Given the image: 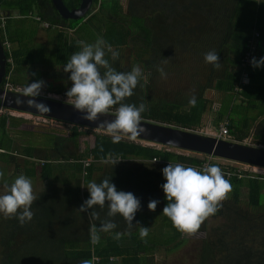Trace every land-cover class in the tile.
<instances>
[{
    "label": "trees",
    "instance_id": "obj_1",
    "mask_svg": "<svg viewBox=\"0 0 264 264\" xmlns=\"http://www.w3.org/2000/svg\"><path fill=\"white\" fill-rule=\"evenodd\" d=\"M135 1L139 4L143 3L141 8L144 11L137 8L135 11H139V13H135L133 11L132 0L128 1V11L125 13L121 9L119 0H93L97 6L96 13L94 12L83 21L79 20L69 22L68 24L65 22L58 24L56 22H52L53 24L48 22L50 26L66 25L64 27L72 30L75 37L65 49L57 48L55 54L48 57L50 58L51 65H45L44 67L52 72V75H50L52 80L56 79V77L52 76L57 73L53 70L55 68L57 70V67H64L71 55L81 50L79 41L92 44L95 43L98 37H102L107 44L112 46L114 51L119 53V57L116 60L111 58V53H107L105 57L118 72H123L121 69V52L129 42L137 45L136 60L145 69L153 71L156 70V67H153L155 63L152 62V59L150 60V58L145 57L146 55H151V53H153V59L155 61L160 58L161 62V60L168 58V55L177 56L178 45H181L183 52H186V54L189 53L192 56H196L199 53L204 56L206 52L215 50L218 52L223 68L221 71L215 70V73L213 72L214 67L209 64L212 69V72H210L211 77L203 85L197 87L196 91L185 95L174 96L175 101H168L165 98L152 96L149 87L145 85L142 78L138 86L134 89V94L126 98L123 102L135 104L136 106L144 103L147 106V110L142 113L143 120L192 131L199 128L203 115L213 112L216 118L214 125L217 127L219 123L226 122L228 133L234 137L233 140L242 142L248 137L252 144L264 147V82L255 81L251 72H249V67L252 65L247 68V84L242 86L239 93L232 92L233 83L239 75L237 70L239 61L246 50L247 44L251 41L254 32L258 34L256 39L258 51L259 49L260 51L264 49V1L198 0L199 4L193 3V1L197 2L195 0H188L187 4H182L184 1L181 0ZM30 3L34 5V2ZM36 3L41 8L46 4V0H36ZM149 14L153 16H148ZM38 19L40 21L45 18L41 17L40 19L38 17ZM4 32L5 26L3 31L0 30V42L3 41ZM62 36L61 31H58L57 37L59 40ZM10 38L9 41H13L14 43L17 40V47L12 51L8 50V55L3 50V55L5 59L9 57L14 65L15 71L18 74H22V69L24 68L20 69V63L27 59L25 54L28 52L23 49L26 40L20 42L21 36L19 35H14L12 39ZM167 47L171 50L172 54L163 50ZM198 51L199 53H197ZM262 57H264L263 53ZM147 59L148 61H146ZM37 64L40 65L41 62L36 61L35 64L30 65V68H25L26 70L28 69L27 71H29L30 78L33 82L41 80L40 75H33V73H38ZM169 64L170 62L161 67H164L166 70L171 66ZM7 71H10L9 64H6L5 74ZM103 71L101 69V72ZM2 85L3 81L0 87ZM45 86L46 90L55 94H59L62 88L61 83L56 84L55 89L51 88L50 83H46ZM206 89L223 94L225 96L223 99L225 100L227 97L228 102L225 103L222 100L217 110L212 111V101L204 97ZM191 95H195L197 99L195 107L188 105V100ZM237 95L238 98L236 97ZM237 99H239L237 105L240 108L253 113L254 117L251 121L255 122V124L252 128L248 126L249 121L246 118L240 124L229 119V113L234 108L232 103ZM118 106H114L111 111L114 112L115 107ZM222 108H224L223 112ZM9 119H12V117L0 116V153L8 154V159H13V153H15L22 159H35L39 161V176L43 180L48 179L55 169H60L61 167L69 168L71 169V173L73 171L71 177L74 178V182L71 186L56 187L55 190L49 192V195L51 194L50 196L45 194V196L43 195L37 199L36 204L33 206L35 211L33 215L34 224L27 222L21 226L15 217L5 218L1 222L3 227L0 229V256L2 259L0 264H25L23 259L25 261L28 260L26 250L29 246L33 248L29 252H32L33 255L36 254L34 259L38 261V264L44 262L54 264L61 256L64 258L69 257L74 264H81L84 260L92 261V257L98 259L95 262L92 261L93 264H109V257H119L120 264H140V260L142 261L144 257L152 255L158 247H166L171 242L172 236H169L168 233H158V236L154 239L148 238L141 240L139 237V225L128 229L126 221L119 214V216L111 217L115 220L114 222L117 225L116 229L104 235V238H101L100 242L96 245L90 242L89 231L84 236L68 238L59 235L56 238L55 231L69 227V222L63 225L64 222H61L58 216H56V211L58 214L64 213L68 216L71 210H67V206H70L69 199L74 204L73 211L75 209L77 211L79 210V207L83 203L80 197L78 198V181H80V177L81 183L88 184L91 181L93 171L100 170V167H95L96 164L104 161L106 157L109 159L119 158L121 160L119 163H123L129 159L136 160L140 163H150L154 159L159 166L164 168L168 163H180L185 167L200 165L206 156L203 155L205 158L198 160L191 156L169 151L165 147L156 149L151 146L135 143L123 137L119 143H113L109 134L90 129L88 130L93 137L92 145L85 147L82 152L74 155L71 153V148L75 144V138L80 135L76 129L82 128L74 125H71V133L68 136L45 134L44 139L47 146L43 150L34 148L33 146H19L10 149V141H8L7 150L6 147L4 148L3 139L5 138V127ZM256 119L259 120L257 123ZM56 122L60 125H70L66 122ZM40 151L42 155L37 156L36 153ZM211 159L216 158L211 157ZM87 160L90 163L84 168L82 162ZM211 165L217 166L213 162ZM152 175L148 178V170L146 172H135L131 169L124 171L109 170L95 182L100 183L103 179L110 178L118 191L131 192L137 197L140 193L147 192L146 186L152 183ZM228 180L231 182L232 191L223 200V203L226 202L227 206L226 204L223 207L219 206L218 211L208 218H215L222 215L224 217L226 216V225L228 223V226H226L227 229L231 231H244L245 229V240L244 242L241 241L243 243L242 245L238 242L236 246H231V241H224L221 232L215 240L205 241L203 243L198 264H264V222H261V225L250 226L247 222L250 220L240 219L235 215L231 207L233 203L237 204L238 202L240 188L245 187L246 205L250 208H258L261 200L264 198V192L262 191L264 188V177L254 174L251 178H230ZM163 182L166 183V180H163ZM58 192H60V197ZM61 196L66 201L56 203L59 199L64 200ZM82 196L84 201L88 199L90 197L89 191L87 190ZM160 200L163 210L167 204L164 192ZM225 207L226 211H224ZM96 210L101 213V216L107 217L105 207L101 209L99 206H96L90 211L96 212ZM138 215L139 211L135 215V220ZM232 217L235 218L234 222H232ZM164 218L167 221L165 225L169 226L170 219L165 215ZM104 220L106 219L104 218ZM139 221L140 225L145 227L144 220L140 219ZM54 222H59L61 227H59L60 225H54ZM239 222H241L240 225ZM31 226L34 231H30ZM116 232H130L131 234L124 235L121 239L116 240L114 239ZM179 233L180 231L176 229L175 234L178 235ZM247 235H250L251 242H248ZM254 240H256L257 244L260 241V249L254 248V250H248V252L247 250L246 252L243 249L241 250V248H244L242 246H244L245 242L253 243ZM36 247L37 249H35ZM234 249L236 252H233ZM41 252H51L55 260L48 259ZM55 252H58L59 257ZM218 254L219 257H217Z\"/></svg>",
    "mask_w": 264,
    "mask_h": 264
},
{
    "label": "rangeland",
    "instance_id": "obj_2",
    "mask_svg": "<svg viewBox=\"0 0 264 264\" xmlns=\"http://www.w3.org/2000/svg\"><path fill=\"white\" fill-rule=\"evenodd\" d=\"M84 1L88 0H82V3L84 4ZM129 0H119V4L121 6L122 11L125 13L128 11L127 4ZM184 1L182 4H187L188 0H181ZM197 2H194L195 4H199L198 0H195ZM264 1V0H262ZM133 3V11L135 13H139V11H135V9L139 8L140 10L144 11L141 8V5L143 3H138L135 0H132ZM96 5L92 3V9H95ZM97 10V9H96ZM147 12V11H146ZM96 13V11H95ZM153 16V15H148ZM166 23V22H165ZM164 23V24H165ZM197 33V31H196ZM70 37V35L68 36ZM71 40V39H70ZM130 43V42H129ZM127 44L121 52V69L123 72L131 71L134 66H139L144 77H146V80L143 78V81L147 87L150 89V94L154 97L158 96L161 98H165L168 101H175L176 96L185 95L192 93L193 91H196L197 87H200L203 85L206 80H208L210 76V72H212V69L210 68L209 64L205 63L204 56L199 53L196 56H192L189 53L186 54V52H183V49L181 45H178V55H168V58H170V64L168 69H164V71L167 73V78L162 79L159 71L157 70L159 67L164 66L166 63L164 60H154V55L151 53V55H146L145 57L152 59V62L155 63L153 67H156V70H147L144 67L141 66V63L138 62L135 58L136 55V49L137 45H133L132 43ZM167 46V45H166ZM166 52H171L170 49L165 48L163 49ZM183 52V53H182ZM51 52H47L45 49H40L38 51H35L33 53L29 54V58L31 63L35 64L36 61H40L41 64H37L38 66H42L41 68V80H43L46 83L51 84V88L55 89L56 84L61 83L62 88L61 92L59 94L50 93L48 90H46V86L42 89V92L40 94L41 97H48V98H54L59 101H66L67 97L65 95L66 91L71 88L72 82L67 78L70 76V73H66L63 71V68L59 67L57 70L54 71L57 72L56 75L52 77H56L57 80H52L50 75H52L51 71H47V69L43 66L47 65L50 66V61L48 57H51ZM110 54V53H109ZM48 55V57H47ZM153 56V57H152ZM144 57V58H145ZM198 58V59H196ZM221 66L219 69L213 68V72L215 70H222V62L219 58ZM148 61V59L146 60ZM167 62V63H169ZM22 74L18 73H12L11 77L9 74V83L13 88H16L20 92H23V88L29 83H32L33 81L31 79H28L27 75L24 73V69H22ZM39 68L38 73L35 75L39 76ZM157 73V74H156ZM216 73V72H215ZM63 77V79H62ZM66 77V79H64ZM11 78V81H10ZM61 81V82H60ZM175 96V97H174ZM207 97L210 100H217L218 104L223 100L225 103L228 102V98L226 97L225 100L223 99L225 96L221 93H217L211 89H206L204 92V97ZM238 98V95L236 96ZM239 102V99L236 101H233L232 106L234 108L229 113V119L233 120L234 122L241 123L245 118L248 119L249 123L248 126L252 128L254 126L255 122H252L254 115L251 111H246L243 108H240L237 104ZM218 106L212 107L211 109L217 110ZM222 108V112H223ZM11 115H8V117H12V119L7 120V125L5 127V138L4 140V148L8 150V141H10V149L11 148H17L21 146H33L34 148L43 150L45 148L46 142L44 139L45 134H53L57 136H68L71 133V125H60L54 121L44 120L39 117H32L29 118L30 115L28 114H21L11 112ZM215 115L214 113L206 114L202 116L201 123L198 129H195L194 131L200 134L211 136L212 132L215 131L216 126L214 125L215 121ZM259 119V118H257ZM256 119V123L259 121ZM240 128V127H238ZM77 132H79V136L75 138V144L72 145L71 153L76 155L79 152H82L85 147H90L92 145L93 137L91 135V132L88 129L85 128H77ZM230 135V134H229ZM231 139L233 140V136L230 135ZM135 143L151 146L156 149L164 148L162 146L157 145H151L147 144L145 142H139L136 140H132ZM235 141V140H233ZM237 142V141H235ZM244 144L254 145L251 143V140L247 137L242 142ZM167 148V150L175 152L177 154L181 155H187L194 157L198 160H203L205 158L203 155L194 154V153H188L172 148ZM11 151V150H10ZM14 152V151H13ZM3 160L0 161V171H3L4 176L0 178V195L6 194L7 187L6 185H10L17 176L23 174L27 178H29L32 182V188L33 193L36 196V200L33 202L31 206V211L34 213L33 206L36 204V201L39 197H42L45 194L47 196L49 195V192L52 190H55V188L65 187V186H71L74 182V178L71 177V169H67L66 167H61L60 169H55L52 172V175L48 179H41L39 176V161H36L35 159H22L18 154L13 153V159H8V154H2ZM37 156H41L42 152L36 153ZM72 159V158H71ZM212 162L214 163H222L227 164L226 161L220 160V159H212ZM5 164V166H4ZM232 164V163H228ZM96 168L100 167V170L93 171L91 181L95 182L97 179L99 180V177L109 170H129L135 172H143L147 171L149 172L148 178L152 175V183L150 185L146 186V193H140L137 195L138 199L141 201V209L139 210V215L136 217L137 219L133 220V224L135 225L137 221L144 220L145 227L149 228V234L146 237V239H154L158 236V233H168L169 236H172V240L170 243L167 244L166 247L160 246L157 248V250H154L152 255L146 256L143 258V260H140V264H198L199 256L201 253V248L203 246V243L205 241L215 240V238L218 237V235L221 233L222 237L224 238V241L227 240V242L231 241V246H236L237 243L243 244L241 241L244 242L246 234V230L240 231H231L230 229H227L226 226H228V223L226 225V218L222 216H218L215 218H207L205 221L201 224L200 228L193 234H184L179 233L176 235V228L170 227L172 222H169V226L165 225L167 222L164 218V214L162 213L161 208V196L163 194V189L161 185L164 183L163 180V174H162V167L159 166V164L155 161H151L150 163L147 162H138L136 160H126L123 163H117L115 166L109 161L106 162L105 160L102 162H99L95 166ZM249 170L256 175L264 177V169L256 168V167H249ZM105 172V173H104ZM101 181V180H100ZM79 185V194L78 198L80 197L81 202H84V199L82 198L83 194L88 190L87 184L81 183V177L80 181H78ZM60 186V187H59ZM64 190V188H63ZM62 190V191H63ZM145 190V189H144ZM264 192V188L262 189ZM59 197H60V192ZM57 193V194H58ZM64 200H58L56 203H63L65 202V198L61 196ZM69 199V198H68ZM159 200L160 203L157 205V208L155 211H148V203L150 200ZM70 206H67V210H70V213L68 216H66L64 213L58 214L56 211V216H58L59 220L61 222H64V224H67L69 222V227L64 228L63 230L55 231L56 238L60 235L64 237H76V236H84L89 231L90 226L92 222L97 224L101 223V221H104L105 219H112L110 217H104L101 216V213L96 210L98 213L99 219L92 221L89 218V215L87 213H81L79 210L74 209V204L71 199L68 200ZM260 206L258 208H250L246 205V189L245 187L240 188L239 190V196H238V202L232 204V208L234 210L235 215H237L240 219L244 220H250L247 221L250 226L260 224L261 222H264V198L260 202ZM223 201L220 202V206L223 207L225 205ZM227 206V204H226ZM71 207V208H70ZM107 206H105V212L107 216ZM224 211H226V207L224 208ZM230 212V209H229ZM228 212V213H229ZM227 213V212H226ZM58 214V215H57ZM232 214V213H231ZM119 216V215H117ZM234 216V215H233ZM259 216L260 219H259ZM116 217V216H115ZM142 217V218H141ZM235 217V216H234ZM5 216L3 214H0V229L3 227L1 222L5 220ZM233 218V217H232ZM237 219V218H236ZM115 221L114 219H112ZM235 218H233L232 222H234ZM243 221V220H241ZM34 224V217L30 221ZM140 222V221H139ZM231 222V223H232ZM241 222H239L240 225ZM54 225H60L59 222H54ZM238 224V223H237ZM89 226V227H88ZM138 226V225H137ZM61 227V225L59 226ZM226 227V228H225ZM56 230V229H54ZM226 232L224 233V231ZM30 231H34L33 227H30ZM248 233V232H247ZM107 233H100V237L104 238V235ZM1 235V233H0ZM1 237V236H0ZM246 238H248V242H251L250 235H247ZM233 242V243H232ZM245 242L243 249L245 252L247 250L252 251L254 248L260 249V241L259 244H257L256 240H254L253 243ZM215 245V244H213ZM229 245V244H227ZM39 247V246H37ZM37 247L35 249H37ZM216 247V246H215ZM30 250H33L32 247L27 248V256L28 260L23 261L25 264H38V261L34 259V256L32 252H29ZM242 251V252H244ZM1 252V247H0ZM35 252V251H33ZM38 252V251H36ZM233 252H236L235 249ZM41 254L45 255L50 260H55L53 254L51 252H41ZM55 254L59 257L58 252H55ZM61 256V255H60ZM67 257V256H66ZM219 257V254L218 256ZM216 257V259H217ZM68 258V259H67ZM64 258L63 256L59 257L58 261H55L54 264H74L72 260L67 257ZM96 258V257H92ZM1 256H0V262H1ZM98 260V259H97ZM120 258L119 257H109V264H120L119 263ZM93 262H95L93 260ZM42 264H47L46 262Z\"/></svg>",
    "mask_w": 264,
    "mask_h": 264
},
{
    "label": "clouds",
    "instance_id": "obj_3",
    "mask_svg": "<svg viewBox=\"0 0 264 264\" xmlns=\"http://www.w3.org/2000/svg\"><path fill=\"white\" fill-rule=\"evenodd\" d=\"M81 50L71 55L63 71L70 73L68 79L72 82L65 95L66 104L72 105L75 110L82 113V119L95 122L101 115H112L114 120H104L98 127L103 128L112 138L113 143H119L125 135L130 140L145 133L146 129L141 126L142 113L147 110L144 103L139 106L127 104L123 101L134 94V89L144 77L139 66H134L129 72H118L106 59L107 53H111L113 60L118 59L119 53L114 51L110 44L98 37L95 43L89 44L84 41L78 42ZM170 58H165L167 63ZM204 61L215 69L221 66L218 52L208 51L204 54ZM253 68L264 67V57L257 60L253 57L250 61ZM101 69L104 71L101 72ZM162 79L167 78V73L162 67L157 69ZM35 75V73H33ZM45 87L43 80L28 83L22 95L29 97V107L35 108L38 113H48L50 108L44 103L37 102L36 97L40 96ZM17 103H21L17 99ZM197 99L191 95L188 100L190 107H195ZM114 112L111 111L114 106ZM169 143H174L170 141ZM118 158H110L115 166ZM109 162V161H106ZM166 183L161 187L165 194L167 204L162 213L170 219L178 231L184 234H193L210 215H214L225 200L228 193L232 191L231 182L225 178V174L216 165H207L202 170L193 167H185L180 163H168L162 169ZM4 176L0 171V178ZM8 191L0 195V214L6 218L15 217L21 226L30 222L34 213L30 210L36 196L33 193L32 182L25 175L21 174L10 184L6 185ZM90 197L86 199L79 211L87 213L90 220L99 219L98 213L90 211L99 206L103 209L107 206V217H115L118 214L126 221L128 229L139 225V237L145 240L149 234V228L140 225L137 221L133 224L136 213L141 209L140 200L131 192L118 191L110 178H105L100 183L88 182L86 187ZM159 200H150L148 209L155 211ZM116 223L111 219L102 221L99 226L92 223L89 229L90 242L96 245L100 242V233H109L116 229ZM130 232H116L114 239L119 240ZM81 264H93L91 260H84Z\"/></svg>",
    "mask_w": 264,
    "mask_h": 264
},
{
    "label": "water",
    "instance_id": "obj_4",
    "mask_svg": "<svg viewBox=\"0 0 264 264\" xmlns=\"http://www.w3.org/2000/svg\"><path fill=\"white\" fill-rule=\"evenodd\" d=\"M5 70L6 59L0 43V85L4 78ZM17 99L21 103L18 104ZM29 99L32 98L23 96L20 91H3L0 87V106L16 112L66 122L70 125L105 134H107L106 131L98 127L99 124L104 120L111 121L115 119L112 115H101L95 122L87 121L81 118L83 114L75 110L72 105L66 104L64 101L41 96L35 99L37 102L44 103L49 107L50 112L46 114L38 113L35 108L29 107L27 103ZM141 126L146 131L137 136L136 141L264 169V147L260 145L220 140L192 130L180 129L143 119L141 120ZM123 138L129 139L127 135L123 136ZM170 141L174 143H169Z\"/></svg>",
    "mask_w": 264,
    "mask_h": 264
},
{
    "label": "crops",
    "instance_id": "obj_5",
    "mask_svg": "<svg viewBox=\"0 0 264 264\" xmlns=\"http://www.w3.org/2000/svg\"><path fill=\"white\" fill-rule=\"evenodd\" d=\"M30 2H34V5ZM92 3H94L93 0H88L87 2L84 1V4L82 3V0H46V4L40 8L38 7L36 0H0V10L6 16L4 19L5 32L3 35V41L5 40L10 44L9 50L12 51L17 47V40L15 41V43L13 41H9L10 37L13 38L14 35H19L21 36L20 42L22 40H26V44L23 49L26 52L28 51L25 54L27 59L20 63V69L24 68V70H26L25 68H30V65L33 64L31 63V61H29L30 58L28 56L30 53H33L40 49H45L48 53L51 52L50 55L52 56L55 54L57 48L65 49L67 45H70L72 39L75 38L73 35V31L64 27L66 25H61L62 27L58 25L50 26V23L48 22H51V24H53L54 22H56L57 24L61 22H65L66 24H68L69 22L79 20L83 21L96 11V8L92 9ZM36 17H39L40 19L41 17H44L45 19L37 21L35 20ZM43 23L47 24L46 28L42 26ZM58 31H61L63 35L60 40L57 37ZM8 33L10 37L8 36ZM69 35L70 37L72 36V38H70L71 40L68 38ZM258 53L261 58L262 53L264 54V49L262 51H260L259 49ZM41 67L42 66H38L40 71V78L42 75ZM58 68L59 67H57V69ZM263 69L264 67H250L249 72H251V75L253 76L255 81L264 82ZM27 70L24 71V73L27 75L28 79H31L29 71ZM237 70L239 72L238 67ZM53 71L58 70H56L55 68ZM12 73L17 72L15 71L14 65L11 62V68L9 71L10 77ZM64 79H66V77H64ZM205 98L207 97L205 96ZM211 101L212 107H219L216 99ZM212 111L214 110L212 109ZM3 159V155H0V161H2Z\"/></svg>",
    "mask_w": 264,
    "mask_h": 264
},
{
    "label": "built area",
    "instance_id": "obj_6",
    "mask_svg": "<svg viewBox=\"0 0 264 264\" xmlns=\"http://www.w3.org/2000/svg\"><path fill=\"white\" fill-rule=\"evenodd\" d=\"M4 19H5V15L0 10V30L1 31L4 28ZM35 20L39 21V19L37 17L35 18ZM42 26L44 28H46L47 24L43 23ZM257 37H258L257 32H254L251 41L247 44L246 50L242 54V57H241L239 64H238L239 75H238L237 80L233 83V86H232V92L233 93H239L240 90L242 89V86L247 84V82H248L247 68L249 66H251V63H250L251 59L253 57H255L257 60L260 59V55H259L258 49H257L258 48L257 47V41H256ZM1 47L3 48V50L8 55L9 43L4 40L1 42ZM6 64H9L10 68H11V60L9 57H7V59H6ZM2 81H3V85L1 88L3 89V91H12V90L13 91H19L10 85V83H9V72L8 71L4 75V78ZM52 99H54V98H52ZM11 112L19 113V115L22 114V113L20 114V112L9 110L7 108L0 106V116L11 115L12 114ZM32 117H38V116H32V115L29 116V118H32ZM39 118L56 122L55 120H52V119H46L43 117H39ZM211 137L216 138V139H220V140H225V141H233L231 139L229 133H228L226 122L219 123L218 126L216 127L215 131L212 132ZM105 161H110V159L108 157H106ZM152 161L155 162L154 159ZM89 163H90V161L87 160V161L82 162V165L85 168L89 165ZM211 163H212L211 157L206 156L205 160H203L200 165H195V166L192 165L191 167L196 168L197 170H202L203 167H205L207 165H211ZM226 163L227 164L215 163V164H217L218 167L221 168V170L225 174L226 179H230V178H235V179L251 178L255 174L249 170V167H254V166L245 165V164L236 163V162H230V161H226ZM228 163H232V164H228ZM166 166L167 165H165V167ZM93 260L97 261V258H92V261Z\"/></svg>",
    "mask_w": 264,
    "mask_h": 264
},
{
    "label": "bare ground",
    "instance_id": "obj_7",
    "mask_svg": "<svg viewBox=\"0 0 264 264\" xmlns=\"http://www.w3.org/2000/svg\"><path fill=\"white\" fill-rule=\"evenodd\" d=\"M250 68V67H249Z\"/></svg>",
    "mask_w": 264,
    "mask_h": 264
}]
</instances>
